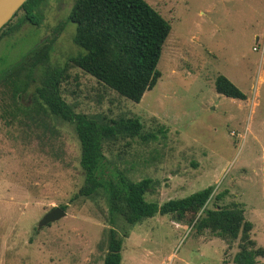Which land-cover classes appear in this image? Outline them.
Wrapping results in <instances>:
<instances>
[{
    "label": "rangeland",
    "instance_id": "1",
    "mask_svg": "<svg viewBox=\"0 0 264 264\" xmlns=\"http://www.w3.org/2000/svg\"><path fill=\"white\" fill-rule=\"evenodd\" d=\"M147 1L172 25L157 84L135 102L71 65L63 97L77 112L137 116L155 134L105 147L112 171L133 181L153 178L147 200L163 203L212 186L214 194L225 192L219 204L244 206L252 237L264 247V0ZM75 2L39 0L20 9L0 33V74L52 38L55 66L84 52L74 41L76 23L68 21ZM221 74L246 99L218 92ZM4 89L0 264H103L111 220L125 235L122 264H236L239 240L198 233L194 220L157 213L129 223L111 216L104 195L71 200L84 183L76 128L34 112L31 92L19 102L32 113L16 112ZM64 204L65 217L38 228L48 211ZM258 260L264 264V256Z\"/></svg>",
    "mask_w": 264,
    "mask_h": 264
},
{
    "label": "trees",
    "instance_id": "2",
    "mask_svg": "<svg viewBox=\"0 0 264 264\" xmlns=\"http://www.w3.org/2000/svg\"><path fill=\"white\" fill-rule=\"evenodd\" d=\"M38 1L27 0L20 9H33ZM68 21L76 23L74 41L84 52L70 56L64 66H55L52 64L55 39L41 42L20 63L0 74V87L10 93L16 112L32 113L19 102V98L31 92L34 105L29 108L45 116H58L76 128L81 144L84 183L71 200L104 195L111 216L120 215L129 223L157 213L183 221L194 220L198 233L208 230L229 243L239 240V250L234 255L236 264H258V258L264 256V247H257L251 234L254 223L246 218L240 202L219 204L225 192L214 194L212 186L163 203L147 200L146 193L155 186L153 178L133 181L116 168L112 171L105 147L120 139L147 140L156 137L155 134L146 132L137 116L120 114L111 117L105 113L77 112L76 105L63 97L62 83L71 76L72 65L120 96L139 102L162 76L158 64L171 33V23L147 0H76ZM40 67L43 69L36 75ZM31 87H34L32 91ZM216 89L227 96L246 99V94L226 75L216 78ZM62 207L66 209L67 205ZM111 222L103 264H122L125 235H121Z\"/></svg>",
    "mask_w": 264,
    "mask_h": 264
},
{
    "label": "water",
    "instance_id": "3",
    "mask_svg": "<svg viewBox=\"0 0 264 264\" xmlns=\"http://www.w3.org/2000/svg\"><path fill=\"white\" fill-rule=\"evenodd\" d=\"M27 0H0V30L13 18L18 10ZM67 215V211L62 206H56L48 211L40 220L38 228L41 229L54 221Z\"/></svg>",
    "mask_w": 264,
    "mask_h": 264
},
{
    "label": "flooded vegetation",
    "instance_id": "4",
    "mask_svg": "<svg viewBox=\"0 0 264 264\" xmlns=\"http://www.w3.org/2000/svg\"><path fill=\"white\" fill-rule=\"evenodd\" d=\"M66 4V3H65Z\"/></svg>",
    "mask_w": 264,
    "mask_h": 264
}]
</instances>
